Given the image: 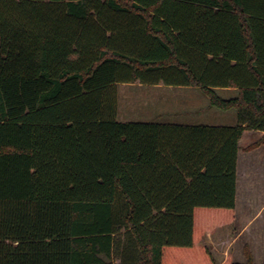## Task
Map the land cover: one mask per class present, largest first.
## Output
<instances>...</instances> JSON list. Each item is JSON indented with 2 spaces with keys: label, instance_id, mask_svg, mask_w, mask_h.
I'll return each mask as SVG.
<instances>
[{
  "label": "trees",
  "instance_id": "obj_1",
  "mask_svg": "<svg viewBox=\"0 0 264 264\" xmlns=\"http://www.w3.org/2000/svg\"><path fill=\"white\" fill-rule=\"evenodd\" d=\"M137 82L235 122L119 121ZM246 130L264 131V0H0V264H219L203 240L235 220ZM244 255L221 264H260Z\"/></svg>",
  "mask_w": 264,
  "mask_h": 264
},
{
  "label": "rangeland",
  "instance_id": "obj_2",
  "mask_svg": "<svg viewBox=\"0 0 264 264\" xmlns=\"http://www.w3.org/2000/svg\"><path fill=\"white\" fill-rule=\"evenodd\" d=\"M118 89L119 121L235 122L234 110L223 111L210 106L207 97L195 87L153 86L137 82L119 84ZM219 93L224 97L235 94L226 89H220ZM260 137L248 132L241 141L234 222L211 229L203 240L219 264L229 255L233 260L245 262L246 244L254 253V260L264 264V143L247 150Z\"/></svg>",
  "mask_w": 264,
  "mask_h": 264
},
{
  "label": "crops",
  "instance_id": "obj_3",
  "mask_svg": "<svg viewBox=\"0 0 264 264\" xmlns=\"http://www.w3.org/2000/svg\"><path fill=\"white\" fill-rule=\"evenodd\" d=\"M153 86H156V85H153ZM227 90V89H226ZM229 91H231V90H229ZM248 132H253V133H255V134H257V135H260L261 137L260 138H262L263 136H264V131H262V130H246L245 132H244V134H243V136L246 134V133H248ZM243 136H242V138H241V140H240V142H239V145H240V150H241V141H242V139H243ZM259 138V139H260ZM240 152V151H239ZM237 192H238V186H237ZM237 195H238V193H237ZM236 207H237V204H236ZM253 256H254V253H253ZM227 257H225V259H226ZM254 258H255V256H254ZM224 259V260H225ZM223 260V261H224ZM246 257H245V262H246ZM234 261H236V262H240V261H237L236 259L234 260ZM257 263H258V261H256ZM241 263H244V262H241Z\"/></svg>",
  "mask_w": 264,
  "mask_h": 264
}]
</instances>
